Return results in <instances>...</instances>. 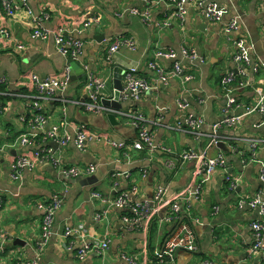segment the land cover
I'll return each mask as SVG.
<instances>
[{"label": "crops", "instance_id": "crops-1", "mask_svg": "<svg viewBox=\"0 0 264 264\" xmlns=\"http://www.w3.org/2000/svg\"><path fill=\"white\" fill-rule=\"evenodd\" d=\"M26 1L34 15H48L46 28L64 29L81 40L83 52L78 61L64 58L52 38L32 37L34 26L25 10L8 16L0 5V29L9 31L25 46L18 50L13 43L0 38V78L5 79L9 90L16 92L28 87L32 83L31 74L40 78L59 76L67 64L71 78L64 96L70 101L84 100L85 66L90 73L107 79L103 89L105 98L114 93V67L124 70L136 67L137 75L147 80L151 89L139 100L122 99L121 109L114 112L116 124L107 118L109 112L90 113L67 103L64 117L60 113L61 103L44 105L49 117L45 131L52 125H64L65 121L59 131L71 133L74 126L84 123L114 140L126 142L123 149L98 141H88L84 149L73 142L53 148L61 157L63 167L95 166L93 173L74 178L48 162L38 163L30 170L23 169L14 177L11 164L17 156L29 154L51 141L14 145L13 139L24 131L19 121L24 99L15 96L7 103L0 112V143L5 147L0 152V264H19L36 255L40 264H129L123 256H135V264H162L154 253L181 222L190 223L197 249L194 252L179 249L168 264H262L261 252L252 251V223L259 215L256 210L237 204L241 197L263 190L258 178L259 161L264 162L262 116L251 112L232 127L218 129L222 131L218 139L223 140V147L208 146V143L213 124L226 115L227 97L221 85L224 75L234 74L230 84L235 99L233 113L244 114L246 107L264 94V0H219L225 12L217 22L205 19L192 1L179 4V0H150L149 23L130 14L132 8L147 6L143 0ZM179 7L184 11L182 18L175 16ZM89 19L95 21L84 28L83 23ZM231 20L237 21L239 29L226 33L225 26ZM116 37L127 39L131 45H123L107 60L108 46ZM237 37L249 46L247 65L233 61ZM181 47L194 49L202 61H190L178 54L177 60L191 79L185 82L173 77L161 81L148 63L155 61L168 70L174 60L156 59L155 51L158 48L179 51ZM121 81L124 84L123 76ZM240 82L246 85L240 86ZM179 101L189 106L181 108ZM188 114L203 119L202 135L198 139L177 127V121ZM137 115L145 119L153 149L138 150L132 146L137 136L134 125ZM185 149L198 153L205 150L207 157L223 155L228 175L238 178L235 186H231L220 168L203 181L201 160L180 159L179 153ZM159 187L164 189L163 199L177 205L170 221H163L169 207L152 206ZM189 187H198L199 193L196 196L184 193ZM92 192L109 198L126 193L130 203L149 206L155 211L144 217L140 226L128 229L122 217L131 211L112 208L104 214L106 205L91 198ZM54 198L61 199V206L51 235L38 249L42 219L38 204ZM66 229L76 231L65 236ZM105 237L110 240L106 251L90 250L78 256L84 245H92Z\"/></svg>", "mask_w": 264, "mask_h": 264}, {"label": "built area", "instance_id": "built-area-1", "mask_svg": "<svg viewBox=\"0 0 264 264\" xmlns=\"http://www.w3.org/2000/svg\"><path fill=\"white\" fill-rule=\"evenodd\" d=\"M147 6L143 9L132 8L130 14L140 17L144 22L149 23L151 20L150 13V0H143ZM179 4L192 1L200 12L203 14L205 19L209 21H220L222 18L225 9L218 3L219 0H179ZM0 5L8 16H13L15 13L20 10H25L26 13L30 16L33 23L32 37L35 39L46 40L52 38L56 50L61 56L66 59L78 61L81 58L83 52V42L77 38L72 37L64 29H58L56 31H51L45 27V22L48 19V15H34L30 6L26 0H20V2H15L14 0H0ZM181 6V5H179ZM183 10L179 7V12L175 14L177 17L182 18ZM95 19H89L83 23V27H88ZM239 29V25L236 20L229 21L225 26L226 33L236 32ZM81 31H79L80 33ZM0 38H4L6 41L13 43L18 50H23L25 46L20 42L15 40V37L6 29H0ZM123 45H131V43L125 39L116 37L110 41L108 46L107 55L105 56L107 60H110L112 55L117 52ZM235 51L233 54V61L240 65H247L250 61L249 56V46L245 40L241 37H237L234 40ZM178 54H181L184 58L188 60L202 59L198 56L197 52L194 49H187L181 47L179 51H175L171 48H158L154 57L157 58H168L174 60L173 65L168 70L157 65L155 61H150L148 66L156 71L158 77L161 81H166L168 78L180 77L183 81H188L191 79V75L186 73L184 67L181 65L180 61L177 60ZM86 70V78L84 81V91L86 97L84 100L79 101H70L65 98L64 93L69 86L70 82V66L67 64L62 73L59 76H51L40 78L36 74H31V82L33 87L38 90V94L29 95L17 93L14 96L17 98L27 99V104L24 102V111L20 115L19 121L22 127L26 124L25 114L27 111L34 113V118L31 121L27 122L28 128L22 131L17 135L13 141L14 145H31L33 143H43V141H55L59 146H66L68 143L73 142L79 149H84L88 141H98L105 143L115 149L126 148V142L117 141L112 139L108 134L95 131L90 126L81 123L73 127L72 132L67 130L59 131V127L65 125H52L48 130H44V125L49 119L46 113H43L44 105L47 103H53L54 101H60V113L62 116H66V104L74 103L80 106L87 112L90 113H114L119 112L116 109L107 107L102 104L101 100L105 98L103 94V89L106 85L107 79L104 77L97 76L88 71L87 66L84 67ZM124 70V69H123ZM240 70V69H238ZM124 84L123 89L120 92V98L122 99H133L139 100L145 92L151 89V85L147 80L137 75L136 67H129L124 70L123 73ZM234 80V74L228 73L221 78V85L225 89L227 101L225 103L224 112L226 113L225 117L220 121L213 124V133L211 135L210 142L208 146L212 144H217L219 141L218 138L222 134H218V129L221 127H232L235 123H238L241 118L251 112H258L262 116L261 123L264 124V94L261 95L255 103L250 106H247L245 113L240 115L233 113L231 110L235 103V99L232 97V90L230 84ZM5 81L2 77L0 82ZM240 86L246 85L244 82L239 83ZM33 100V101H32ZM179 107L187 108L189 104L185 101H179ZM0 105V112H1ZM134 125L137 128V136L135 141L132 143L134 149H143L148 147L150 149L154 148L153 138L151 132L148 130L145 119L141 115L135 117ZM203 125V119L201 117H196L192 114L186 115L182 121H177V127L184 129L194 135L196 139L202 135L201 127ZM256 141L254 146L257 144ZM224 143V142H223ZM264 145V143H263ZM232 149H235L234 146H231ZM5 149L4 144L0 143V152ZM179 157L182 161L199 159L202 161L201 170L204 173L203 181L207 180L211 173L220 168L225 172L226 180L230 181L231 186H235L238 178H231L225 167L224 156L219 154L216 157H207L205 150L202 153H198L192 149H185L179 153ZM41 162H48L54 167H58L60 171L67 177H78L82 174H91L95 171L94 165H88L85 167H63L61 165V157L56 154V151L49 145H43L41 148L32 151L29 154H22L15 158L11 164L12 172L14 177H17L18 174L23 169H32L35 165ZM260 170L258 178L260 182H264V162L259 161ZM116 190V186L113 188ZM191 196H196L199 193V189L189 187L186 192ZM164 189L157 188L154 198L152 200V206L156 208L169 207V214L166 215L163 221H170L173 219V215L177 211V205L175 203H168L163 199ZM91 198L99 200L101 203L106 205V210L104 214L112 209H129L131 211L130 215H124L122 221L126 224L128 229H134L141 225L142 219L148 217L154 213V209H151L149 206H141L139 204H132L129 201V196L126 193L119 194L116 198H109L103 196L98 192H92ZM237 204L239 207L247 206L251 209L257 211L259 219L255 220L252 223V228L254 230V243L252 246V251H260L262 255V264H264V189L262 191H257L254 195L249 197H241ZM61 206V199L54 198L47 202L39 203L38 208L42 210V219H41V242L39 243L38 249L46 243L49 236L51 235V230L53 227L55 215L58 209ZM97 218H100V215H96ZM197 222V220L195 219ZM74 229H66L64 231L65 236H69L74 233ZM109 238L105 237L100 241L95 242L92 245H84L78 251V256H84L88 251L95 250L99 253H103L109 247ZM179 249H184L189 252H194L197 249V242L195 240L193 229L188 222H181L174 229L172 234L168 236L165 240L164 245L159 250L155 251L154 256L160 263H169L172 262L173 257H175L176 252ZM125 261L129 264H135L137 262L135 256H123ZM19 264H40L37 255L29 260H24Z\"/></svg>", "mask_w": 264, "mask_h": 264}, {"label": "water", "instance_id": "water-1", "mask_svg": "<svg viewBox=\"0 0 264 264\" xmlns=\"http://www.w3.org/2000/svg\"><path fill=\"white\" fill-rule=\"evenodd\" d=\"M123 73H124V70L120 67H114L113 68V86H114V93L112 95V97H107V98H103L101 100L102 104L107 106V107H110V108H113V109H116V110H120L122 105H121V98H120V92L122 91L123 89V83L121 81L122 79V76H123ZM86 97V95L84 96V98ZM238 114V113H236ZM107 118L109 119V121L112 123V124H116V115L115 113H108L107 114ZM218 134H222V131H218ZM49 145L52 147V148H58V143L55 142V141H51L49 143ZM217 145L223 147L224 146V143L222 141H219L217 143ZM260 185L263 187L264 189V182H260ZM19 243V242H17ZM20 244H24V243H21Z\"/></svg>", "mask_w": 264, "mask_h": 264}, {"label": "trees", "instance_id": "trees-1", "mask_svg": "<svg viewBox=\"0 0 264 264\" xmlns=\"http://www.w3.org/2000/svg\"><path fill=\"white\" fill-rule=\"evenodd\" d=\"M17 93H22V94H29V95H36L38 94V90L33 87V84L31 83L28 87H23L20 90L13 92L7 88V83L5 81L0 82V105H1V112L6 108L7 103L11 100L14 99V95ZM27 99H24V102L27 104ZM33 101V100H32ZM54 105H60V101H54ZM43 113L45 114V108L43 110ZM26 121H33L34 118V113L27 111L25 114ZM26 124L22 127L23 130L28 128V125ZM123 214H128L127 211H123ZM157 260V259H156ZM163 264V263H162ZM168 264V263H164Z\"/></svg>", "mask_w": 264, "mask_h": 264}, {"label": "bare ground", "instance_id": "bare-ground-1", "mask_svg": "<svg viewBox=\"0 0 264 264\" xmlns=\"http://www.w3.org/2000/svg\"><path fill=\"white\" fill-rule=\"evenodd\" d=\"M13 141H14V139H13ZM13 141H12V143H13Z\"/></svg>", "mask_w": 264, "mask_h": 264}]
</instances>
